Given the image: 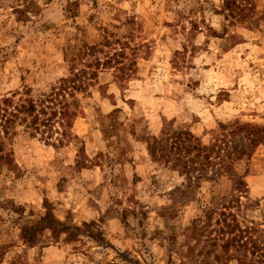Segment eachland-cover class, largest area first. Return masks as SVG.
I'll list each match as a JSON object with an SVG mask.
<instances>
[{"label":"rangeland","instance_id":"rangeland-1","mask_svg":"<svg viewBox=\"0 0 264 264\" xmlns=\"http://www.w3.org/2000/svg\"><path fill=\"white\" fill-rule=\"evenodd\" d=\"M32 1L18 15L27 0H0V108L58 88L79 48L122 50L128 69L87 68L92 56L80 54L86 89L67 97L71 127L31 134L16 120L0 167V264H200L187 227L215 202L264 235V0L234 24L222 0ZM167 125L203 144L234 130L230 146L249 153L232 178L182 194L184 176L147 151ZM248 132L260 136L252 146ZM46 211L64 232L26 243L21 228Z\"/></svg>","mask_w":264,"mask_h":264},{"label":"trees","instance_id":"trees-1","mask_svg":"<svg viewBox=\"0 0 264 264\" xmlns=\"http://www.w3.org/2000/svg\"><path fill=\"white\" fill-rule=\"evenodd\" d=\"M31 4L35 5L32 0H27L23 9L15 8L16 13L18 15L32 13L27 10ZM251 8V0H222L220 12L230 23H245L251 19ZM104 43L102 47L110 44V41L106 40ZM111 49L87 46L86 50L81 51L79 48L69 60L72 77L62 79L58 88H50L48 93H43L36 99L27 94L22 102L12 109L0 108V167L10 165L12 162L11 153L5 145L15 134L14 124L20 117L28 120L27 128L32 130L31 134L56 130V123L58 127H71L76 112L67 102V97H72L75 92L86 89V85L80 79L77 81L86 73L85 70L75 68L80 54L92 56V60L85 65L87 68L91 66L95 69L113 68L118 71V77L126 76L122 72L124 68L128 69L122 58V50ZM88 76L89 79H93L96 73L91 71ZM161 134L162 140L155 136L148 140V154L152 160L176 168L184 176L186 190L182 194L192 190L203 180H215L221 175L232 178L231 171L237 159L249 153L230 146L227 136L236 134L234 130L217 133L212 137L210 144H203L191 132L176 130L170 125L164 126ZM243 137L248 139L250 146L260 139V136L249 132ZM233 182V190L244 192L246 183L242 176L240 180L234 179ZM230 204H222L218 208L215 202L214 206L205 208L203 215L193 219L187 227L188 240H193L194 244L200 246L196 252L202 256L200 264H226L229 261H235L236 264H264L262 230H259L253 222L240 221L237 214L232 212ZM61 226H63L62 222L50 211H46L40 222L23 226L21 236L26 243L33 244L37 235L45 229L50 230L54 235L63 233L64 229H61Z\"/></svg>","mask_w":264,"mask_h":264}]
</instances>
